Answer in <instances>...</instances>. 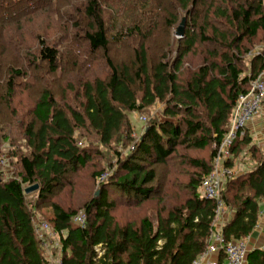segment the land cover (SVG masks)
Listing matches in <instances>:
<instances>
[{
    "label": "trees",
    "instance_id": "trees-1",
    "mask_svg": "<svg viewBox=\"0 0 264 264\" xmlns=\"http://www.w3.org/2000/svg\"><path fill=\"white\" fill-rule=\"evenodd\" d=\"M198 7L205 12L197 13ZM43 15L55 35L38 32L26 43L25 29H35ZM184 19L185 36L171 41L170 32ZM162 20L165 39L154 57L147 41ZM258 43L263 50L250 54ZM125 44H131L127 63L110 54ZM99 53L107 72L82 77L78 89L67 85L61 96L55 91L52 80H63L68 71L66 77L76 79L87 61L98 62ZM0 63L8 69L0 89L8 103L17 97L18 79L30 74L28 66L40 70L34 77L42 81L24 132L31 153L21 156L13 177H5L0 166V264H194L207 251L216 204L202 198L200 184L213 170L215 146L229 132L239 97L264 73V0H0ZM68 90H78V105L70 103ZM156 103L164 106L163 119H149L140 140L130 139L128 113ZM244 135L227 166L248 146L254 166L225 183L222 199L232 217L220 232L227 241L255 232L264 202V152L251 145L248 128ZM127 141L134 146L123 157L118 147ZM101 147L116 160L92 175L101 188L95 197L81 211L49 205L51 217L43 220L60 240L49 260L33 219ZM181 147L211 150L208 159H187L196 173L183 197L162 205L155 220L117 218L120 208L135 209L157 192L154 166ZM34 185L38 194L29 204L25 189ZM80 212L85 227L72 221ZM246 264H264V249L249 251Z\"/></svg>",
    "mask_w": 264,
    "mask_h": 264
},
{
    "label": "rangeland",
    "instance_id": "rangeland-1",
    "mask_svg": "<svg viewBox=\"0 0 264 264\" xmlns=\"http://www.w3.org/2000/svg\"><path fill=\"white\" fill-rule=\"evenodd\" d=\"M196 11L197 13L203 14L205 9L203 7H198ZM47 16H40L37 21L33 23L35 29L33 27L30 28V25H28V27L25 29L26 31L23 33V40L26 43L32 44L38 32L46 33L48 31V33L51 35H55L56 30L48 29L49 20H46ZM33 31L35 33H33ZM156 31L157 32L154 33V36L147 41L150 54L154 57H156L158 45L165 39L164 31H166V27L163 20L159 21V28ZM176 32V29L170 32L171 41H178L179 38H181L176 36ZM130 45L131 44H125L122 48L118 49L114 47L110 54L114 56L113 58L115 60L127 63L130 60L131 55L129 50ZM78 47L79 45L76 47V49ZM262 48L263 47L261 46V43H258L252 49L250 54H258V52L263 50ZM102 57V53H99L97 57L99 58L98 62H94L90 59L87 61L86 67L82 66L84 64L82 63V71L77 72L78 76L76 79L75 77L73 78V76L67 78L66 76L70 73V71H68V74H63V80L58 78L56 82L55 79L52 80V86L55 88V91H57L61 96L64 94L63 91L67 85H70L72 89H78V86L81 82L80 79L82 80V77H85L86 79H92L93 77L97 78L104 72H107L108 69L104 63V60H102ZM190 59L191 58L188 57L187 61ZM69 68L70 67H68L67 70H69ZM28 70L30 71L28 76L18 79L17 87L15 89L17 97L12 99L10 103L5 100V96L0 92V166L2 167L1 171L3 172V175L7 178L13 177L14 174L19 173V160L21 159V156H28L31 153L30 145L25 137L24 132L27 125L31 123L32 119L29 115L30 108L38 96L37 92L42 81L34 77V74L40 72V70H37V68L32 70L29 66ZM86 71L93 73H85L84 75L82 72ZM7 72L8 69L0 67L1 90L4 89L2 87L6 85V79L4 76L7 75ZM261 76L264 78V73ZM76 91L78 92V90ZM77 92H73L75 95L73 93L70 94L69 90L67 92V94H69V101L71 104H73V106L78 105L79 101H81V96H79ZM163 110V104L156 103L143 113H128V121L132 128L130 139L134 141L140 140L139 138L146 128L148 120L155 118L162 120ZM251 124L263 129V132L259 130L256 135L251 133V131L248 129L250 131L252 140L251 145H255L258 148L259 154H261L264 152V104L259 112V115L254 118L250 125ZM5 136L8 138L7 141L4 140ZM134 141L133 143L132 141H127L123 143V145H119L118 150L121 152L123 157L128 156V152H130L134 146ZM210 151V149L204 151L187 150L182 147L175 149V154L164 165L154 166L155 170L157 171V179L154 182L157 192L153 194L150 199L145 202V204L135 207V209L129 211L125 210L124 208H120L116 212L115 216L117 218L120 216L121 220L128 219L132 222H140L141 218L145 216L155 220L156 213L160 210L162 205L166 206L167 204L178 202L179 198L181 199L183 197L186 184L196 173V170L186 163L187 159L197 157L208 159L210 157ZM94 152L95 157L93 158L92 163H89L85 166V168L78 170L76 174L70 175L63 187L55 193L53 198L49 199V203L39 206L40 208L35 217L49 220L51 217V209L49 205L50 203L54 202L59 203L67 210L73 209L81 211L84 204L95 197L101 188L99 186V182L95 181L92 175L95 172H101V170L107 171L109 163H113V165H115L116 156H114L113 151H108L103 147H101L99 151L95 150ZM242 152V155L236 162H234V165H237L240 171H246L253 168L254 166L252 159L253 153L249 150V146L245 147ZM247 158H249L251 162L248 163ZM114 171L115 170H110L109 172L114 174ZM37 194V192L29 194L27 198L28 203L35 201ZM112 200L115 201L114 196ZM97 251H99V249H97ZM46 255L50 259V255L52 254L47 253ZM55 264H58V261Z\"/></svg>",
    "mask_w": 264,
    "mask_h": 264
},
{
    "label": "built area",
    "instance_id": "built-area-1",
    "mask_svg": "<svg viewBox=\"0 0 264 264\" xmlns=\"http://www.w3.org/2000/svg\"><path fill=\"white\" fill-rule=\"evenodd\" d=\"M263 102L264 78L260 76L251 83L250 92L239 97L231 119L229 132L222 143L215 146L217 154L214 157L213 170L201 181L199 192L202 198L216 204V220L207 251L194 264H220V256L224 257L225 264H246L249 254L247 240L227 241L223 234L216 229V224L224 221L230 213L222 199V193L226 181L236 176L235 168L227 166L232 158L231 149L237 140L245 136V130L259 115ZM72 221L76 226L85 227L87 224L86 214L80 212L73 217ZM33 222L36 238L40 240L46 254L51 253L52 247H60V240L50 223L37 217L33 219Z\"/></svg>",
    "mask_w": 264,
    "mask_h": 264
},
{
    "label": "crops",
    "instance_id": "crops-1",
    "mask_svg": "<svg viewBox=\"0 0 264 264\" xmlns=\"http://www.w3.org/2000/svg\"><path fill=\"white\" fill-rule=\"evenodd\" d=\"M248 129L251 131V133H253L255 135L257 134V132L259 130H261V132H263V129L256 127L254 124H251V125L249 124ZM247 161H248V163L251 162V160L249 158H247ZM233 167L236 170V176L246 172V171H240V169L238 168L237 165H234ZM231 217H232V213H229L228 217L224 221L218 222L216 224V229L221 231V228L225 225L226 222H228L231 219ZM254 231L255 232L251 236H249L248 239H246L249 251H251L253 249H264V202H263L262 209H261V218H260V222L258 224V228H256ZM52 259H53V254L50 255L49 260H52ZM57 261L59 264V259H57L56 262ZM219 261H220V264H225V260H224L223 256H220Z\"/></svg>",
    "mask_w": 264,
    "mask_h": 264
},
{
    "label": "water",
    "instance_id": "water-1",
    "mask_svg": "<svg viewBox=\"0 0 264 264\" xmlns=\"http://www.w3.org/2000/svg\"><path fill=\"white\" fill-rule=\"evenodd\" d=\"M185 19L181 22L180 26L178 27L177 29V32H176V36L178 37H184L185 36ZM26 190V194H32L34 192H37L38 191V186L37 185H34V186H31V187H28L25 189Z\"/></svg>",
    "mask_w": 264,
    "mask_h": 264
}]
</instances>
